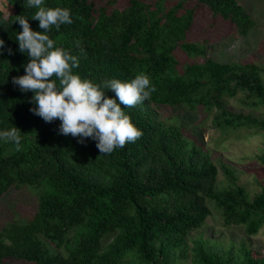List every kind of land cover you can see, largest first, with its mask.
<instances>
[{
    "label": "trees",
    "instance_id": "16d2710c",
    "mask_svg": "<svg viewBox=\"0 0 264 264\" xmlns=\"http://www.w3.org/2000/svg\"><path fill=\"white\" fill-rule=\"evenodd\" d=\"M5 1L12 12L0 10L5 41L0 130L16 127L22 142L19 151L0 142V196L25 187L34 193L36 209L31 219L0 229V264H264V255L243 243L220 253L208 241L190 239L210 215L208 203L224 226H241L247 236L255 235L264 225V190L249 198L228 169L229 184L218 189V168L209 153L179 127L160 121L155 111L160 106L201 108L221 131H264V119L225 107L238 93L245 94L247 108L264 105L261 68L218 63L206 56L205 44L187 42L193 12L182 1L166 8V0H127L121 6L117 0H45V7L70 10L73 23L53 28L49 36L78 58L74 74L101 83L128 82L145 73L155 87L143 103L124 109L142 135L110 154L100 153L90 138L80 144L70 134L61 135L59 120L46 123L34 115L33 93H21L12 84L28 62L27 53L18 50L16 35L22 29L17 18L42 30L26 0ZM197 2L241 36L254 26L238 0ZM177 48L202 62L179 70ZM260 158L264 164V155ZM106 235L112 239L104 244Z\"/></svg>",
    "mask_w": 264,
    "mask_h": 264
},
{
    "label": "rangeland",
    "instance_id": "374dc122",
    "mask_svg": "<svg viewBox=\"0 0 264 264\" xmlns=\"http://www.w3.org/2000/svg\"><path fill=\"white\" fill-rule=\"evenodd\" d=\"M126 1L117 0L116 4L121 6ZM142 1L146 4L155 2ZM178 1H182L184 9L193 12V20L186 33L187 42L205 44L206 56L218 63L255 64L263 71L260 77L264 84V0H238L254 22L253 28L245 36L239 35L233 24L213 15L197 0H166L165 7L169 8ZM0 10L5 15L12 12L5 0H0ZM174 57L179 70L184 65L202 62L201 58H188L178 48L174 51ZM243 101H246L245 94L238 93L227 100L225 107L235 114L264 119V105L247 108L242 105ZM155 111L160 121L179 127L188 140L209 153L211 161L218 168V189L228 186L224 173V169H228L234 183L243 187L249 198L264 190V164L260 158L264 155V131L253 128L221 131L213 127L211 115L205 114L201 108L192 112L181 106H160ZM207 205L210 215L200 229L190 234V239L208 241L220 253L230 246L238 247L243 243L252 251L264 255V225L255 235L247 236L241 226H224L214 204ZM35 209L33 192L25 187L8 189L0 196V229L13 220L31 219ZM111 239L112 235H106L103 243Z\"/></svg>",
    "mask_w": 264,
    "mask_h": 264
},
{
    "label": "clouds",
    "instance_id": "9594fccd",
    "mask_svg": "<svg viewBox=\"0 0 264 264\" xmlns=\"http://www.w3.org/2000/svg\"><path fill=\"white\" fill-rule=\"evenodd\" d=\"M26 4L36 9L32 20L39 22L42 31L32 30L29 19L17 18L22 30L17 33L16 42L19 52L27 53L28 62L23 66L25 74L13 77L12 84L21 93H33L29 102L34 107L30 111L46 123L59 120V133L78 138L80 144L90 138L100 153L110 154L135 142L142 132L124 109L143 103L155 91L150 77L140 73L128 82L110 79L96 83L74 74L73 70L79 67L78 58L57 47L49 36L53 28L59 31L61 25L73 23L70 10L45 7V0H26ZM4 49L5 41L0 39V55ZM108 91L114 95L108 97ZM0 142L12 143L19 151L21 133L14 126L0 130Z\"/></svg>",
    "mask_w": 264,
    "mask_h": 264
}]
</instances>
